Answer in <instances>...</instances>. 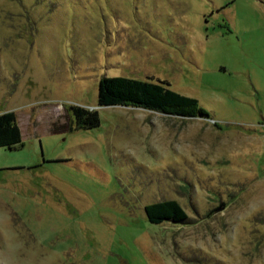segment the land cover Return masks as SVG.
Instances as JSON below:
<instances>
[{
    "label": "rangeland",
    "instance_id": "rangeland-1",
    "mask_svg": "<svg viewBox=\"0 0 264 264\" xmlns=\"http://www.w3.org/2000/svg\"><path fill=\"white\" fill-rule=\"evenodd\" d=\"M102 75L166 80L209 117L99 105ZM8 109L0 264H264V0H0ZM166 198L186 222L148 220Z\"/></svg>",
    "mask_w": 264,
    "mask_h": 264
},
{
    "label": "trees",
    "instance_id": "trees-1",
    "mask_svg": "<svg viewBox=\"0 0 264 264\" xmlns=\"http://www.w3.org/2000/svg\"><path fill=\"white\" fill-rule=\"evenodd\" d=\"M166 80L157 81L125 75H102L98 80L97 104L133 105L180 116H205L209 113L199 107L198 99L169 87ZM70 110L78 127H93L99 124L97 109L80 104H71ZM21 129L14 110L0 111V146L16 147L21 144ZM144 210L149 221L163 220L186 222L187 212L175 198L148 202Z\"/></svg>",
    "mask_w": 264,
    "mask_h": 264
}]
</instances>
